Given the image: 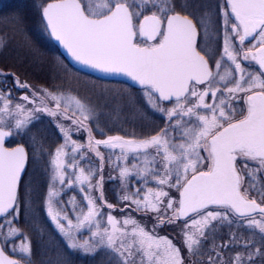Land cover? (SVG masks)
Masks as SVG:
<instances>
[{
    "label": "snow or ice",
    "instance_id": "6c2138e0",
    "mask_svg": "<svg viewBox=\"0 0 264 264\" xmlns=\"http://www.w3.org/2000/svg\"><path fill=\"white\" fill-rule=\"evenodd\" d=\"M32 4L64 77H127L142 102L0 70V264H264V0ZM0 22L6 46L22 17ZM125 109L138 131L102 123Z\"/></svg>",
    "mask_w": 264,
    "mask_h": 264
},
{
    "label": "trees",
    "instance_id": "16d2710c",
    "mask_svg": "<svg viewBox=\"0 0 264 264\" xmlns=\"http://www.w3.org/2000/svg\"><path fill=\"white\" fill-rule=\"evenodd\" d=\"M13 13H19L22 17V30L15 31L13 30L14 26H8L7 44L6 46H0V69L9 74L16 73L21 80H27L33 86H51L66 80L67 83L62 85L64 88H71L80 95H88L89 90L79 83L78 78L89 77L80 73L77 76L64 77L59 65L61 61L64 63L66 61L51 39L43 32L38 13L33 8L32 0H0V18L8 17ZM4 31L5 24L0 22V32ZM109 84L129 88L121 83ZM11 86L12 81L9 80L8 87ZM129 89L134 93H138L136 90ZM137 129L139 130V124ZM57 138L58 134H48L50 144L56 142ZM33 183L32 187L37 183L34 187L36 196L43 197L46 194L43 177L37 174ZM45 221H47L46 217ZM48 226L51 227L50 222H48ZM35 240L36 238L33 237L34 243ZM74 259L76 264H91L89 257L77 256Z\"/></svg>",
    "mask_w": 264,
    "mask_h": 264
},
{
    "label": "rangeland",
    "instance_id": "374dc122",
    "mask_svg": "<svg viewBox=\"0 0 264 264\" xmlns=\"http://www.w3.org/2000/svg\"><path fill=\"white\" fill-rule=\"evenodd\" d=\"M97 3H101L102 0H96ZM1 70V69H0ZM79 83L85 88L89 90L88 95L86 94L85 96L91 95V98L95 100V95L94 93L99 91L100 89H106V88H111L114 89L115 91L113 92V95H116L118 98L120 95H123L125 97H132L134 98V101L137 106H139V103L141 104V97L139 93H134L131 91L129 88L122 87L120 85H115V84H109V83H103V82H98L90 78H82L79 79ZM22 91V90H21ZM17 98L20 95V92L15 93ZM84 96L83 94H81ZM45 120H48L50 118L44 117ZM102 123L107 124L109 127L112 128L113 131H128L131 132L133 128H135L137 131V125L139 124L137 116L133 113L125 109L123 112L120 113H112L111 115H106L102 119ZM54 128V126H53ZM47 164L45 160H39L37 163H33L31 160L29 161V166H28V171L24 176V180L30 182L31 184H34L33 181H35L37 174H39L41 177H43V181L45 183V189L47 191V184L49 180V175L48 171H46ZM107 172V168H106ZM37 185V183L34 185V187ZM33 187V188H34ZM35 189V188H34ZM106 189V194L108 195V198L110 200H114V195H113V189L110 186V184L106 181L105 185ZM45 191V192H46ZM73 194L70 193L66 190L65 193H62V197L67 200L68 195ZM77 199L79 200V194L76 193ZM70 207V206H69ZM150 226V224H149ZM161 234H164L163 232ZM175 236L174 233H170V238Z\"/></svg>",
    "mask_w": 264,
    "mask_h": 264
},
{
    "label": "water",
    "instance_id": "95a60500",
    "mask_svg": "<svg viewBox=\"0 0 264 264\" xmlns=\"http://www.w3.org/2000/svg\"><path fill=\"white\" fill-rule=\"evenodd\" d=\"M52 42L58 48L59 52L64 57V59L66 60V62L72 67L73 62H71L70 58L67 56V54L64 52V50L55 41H52ZM78 68H79V66H75L74 69L77 70ZM82 73L87 74V75H90V76H92L94 78H97V79H100V80H104V81H114V82L125 83V84L129 85L130 87H132L134 89H137V87L134 84V82H132L127 77H115V78L107 77L106 78L104 76V74H101V73H96V72H91V71H85V72H82Z\"/></svg>",
    "mask_w": 264,
    "mask_h": 264
}]
</instances>
